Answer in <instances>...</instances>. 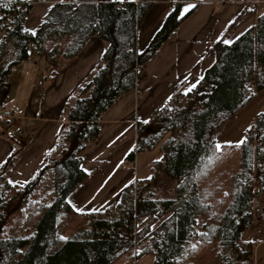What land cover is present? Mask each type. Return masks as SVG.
<instances>
[{"label":"trees","instance_id":"16d2710c","mask_svg":"<svg viewBox=\"0 0 264 264\" xmlns=\"http://www.w3.org/2000/svg\"><path fill=\"white\" fill-rule=\"evenodd\" d=\"M154 1L55 2L28 31L23 23L33 2L0 0V108L13 66L29 58L31 47L53 76L88 37L105 43L99 63L65 103V126L36 175L23 185L8 180L20 148L0 167V264H112L146 253L155 264H255L254 243L243 234L256 214L264 223V110L243 143L218 145L214 133L254 90L264 92V8L234 41L213 44L215 59L193 88L178 87L138 123L136 151L161 153L148 178L126 186L103 212L75 211L66 202L88 176L81 152L98 138L103 113L135 86L138 67L189 14H181L183 4L204 0H177L138 51L137 28ZM160 170L175 183L162 194L154 187Z\"/></svg>","mask_w":264,"mask_h":264},{"label":"crops","instance_id":"0c3cea01","mask_svg":"<svg viewBox=\"0 0 264 264\" xmlns=\"http://www.w3.org/2000/svg\"><path fill=\"white\" fill-rule=\"evenodd\" d=\"M23 1L33 2L23 26L28 31H35L55 2L69 0ZM174 1L177 0L154 1L137 28L138 51L146 48ZM194 5L192 1L183 4L181 14L188 11L189 14L168 34L152 56L138 67L135 86L120 95L101 116L98 138L81 152V167L88 176L66 196V202L75 211H106L118 203L126 186L150 176L149 171L147 176H141L138 168L139 157L146 151H136L138 123L148 121L178 87L181 86L183 91L193 88L215 59L213 44L219 40L230 43L253 27L260 10L264 8V0L258 3L254 0H204ZM2 37L0 32V43ZM104 50L105 43L99 37H88L79 54L63 64L53 76L43 75L47 68L44 62L36 64L40 61L33 52L27 60L13 66L10 77L21 70L17 80L27 82L30 79L31 92L26 97L27 109L23 112L13 109L11 90L8 93L5 90L0 108L6 116L1 123L9 122V118L15 119L8 123L12 136L26 130V134H18L25 142L9 168L8 180L11 183L25 184L46 163L48 153L66 123L63 115L65 103L99 63ZM7 86L8 83L6 89ZM17 111L23 115L18 116ZM4 136L0 135V167L12 152V143ZM132 151L134 158L129 160L128 155ZM155 157L145 162L148 169L160 155ZM249 238L246 237L251 240ZM251 241L254 242L255 264H264V237ZM144 256H151L153 261V256L146 253L137 260L123 256L112 264H136Z\"/></svg>","mask_w":264,"mask_h":264},{"label":"rangeland","instance_id":"374dc122","mask_svg":"<svg viewBox=\"0 0 264 264\" xmlns=\"http://www.w3.org/2000/svg\"><path fill=\"white\" fill-rule=\"evenodd\" d=\"M30 52H33V48H30ZM37 59L40 62H36L37 65H40L44 62V66L47 68V71L43 74L44 76L51 75L52 65L48 63L47 59L44 56H37ZM7 60V57H6ZM12 73V72H11ZM10 73V74H11ZM21 74V70H18L14 76L11 78L10 75L7 78V89L6 92H10L11 95H13V103L11 104L13 106V109H21L22 112L27 109L25 103L27 100V95L31 92L30 91V79H27V82L18 81L17 75ZM264 110V92L259 90H254L252 97L250 100L245 104V106L231 119L226 121L218 130L214 133V138L216 140V143L218 145L222 143H241L243 139L245 138L246 130L251 127L252 123L254 122L255 116L260 111ZM4 112L6 110H3ZM11 111H14L11 109ZM18 112V111H17ZM30 113L32 111L30 110ZM35 114V113H34ZM23 114L21 112H18V116H22ZM36 116V115H33ZM40 116V115H38ZM43 116V115H41ZM8 121H5L4 123L0 122V135H5L4 137L12 143V151L21 148L22 143H24L23 137H21L18 134H26V130H21L17 135H11V131L8 129L10 125L8 126V123L11 124L15 119L9 118ZM11 132V133H10ZM161 153L157 150H146L142 152V155L139 157V165L138 168L140 170L141 176H147L148 174V167L145 165V162L147 160H150L152 157L156 158L155 155H160ZM158 158V157H157ZM174 181L170 180L165 173L160 170L158 172V179L156 183L154 184V187L156 191L159 194L164 193L166 189H172L174 187ZM160 218L153 226H157L162 219ZM201 223V221H199ZM245 236L243 237V240H247L246 237H250L251 240H256L260 237H264V223L261 221V218L256 214L254 216L253 224L246 230ZM254 243V242H253ZM154 262L151 259V256H144L139 261L136 262V264H153ZM155 264V263H154ZM197 264V263H193Z\"/></svg>","mask_w":264,"mask_h":264},{"label":"built area","instance_id":"2783aa9c","mask_svg":"<svg viewBox=\"0 0 264 264\" xmlns=\"http://www.w3.org/2000/svg\"><path fill=\"white\" fill-rule=\"evenodd\" d=\"M260 0H254L255 3H258ZM177 2V1H174V3ZM6 120V116L5 114H3L1 111H0V121H4Z\"/></svg>","mask_w":264,"mask_h":264},{"label":"snow or ice","instance_id":"6c2138e0","mask_svg":"<svg viewBox=\"0 0 264 264\" xmlns=\"http://www.w3.org/2000/svg\"><path fill=\"white\" fill-rule=\"evenodd\" d=\"M191 7V6H190ZM185 11H187V9H185ZM225 43H229V41H225ZM241 143H243V141H241ZM217 147H219V146H217Z\"/></svg>","mask_w":264,"mask_h":264}]
</instances>
